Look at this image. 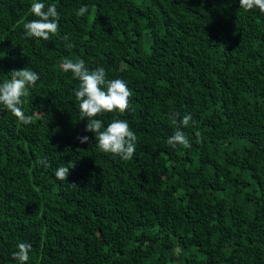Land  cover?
<instances>
[{
	"label": "trees",
	"instance_id": "trees-1",
	"mask_svg": "<svg viewBox=\"0 0 264 264\" xmlns=\"http://www.w3.org/2000/svg\"><path fill=\"white\" fill-rule=\"evenodd\" d=\"M32 2L0 0V83L26 67L40 77L22 97L30 124L0 105V264H19L20 242L26 264H264V13L239 0H42L60 15L45 41L24 37ZM65 59L127 84L130 108L96 119L128 122L131 160L96 148ZM173 112L192 116L190 147L167 144Z\"/></svg>",
	"mask_w": 264,
	"mask_h": 264
},
{
	"label": "clouds",
	"instance_id": "clouds-1",
	"mask_svg": "<svg viewBox=\"0 0 264 264\" xmlns=\"http://www.w3.org/2000/svg\"><path fill=\"white\" fill-rule=\"evenodd\" d=\"M240 8L245 11L258 9L264 13V0H239ZM30 13L36 19L27 21L23 24L24 37L40 38L45 41L53 36L59 35L60 15L55 3L45 4L42 0H33ZM88 12L87 6H82L76 10L75 15L82 17ZM67 41L68 37H64ZM67 48L73 47L66 43ZM62 70L71 72L74 79L79 81V86L74 89V97L78 102L80 120H87L86 132L94 133L96 148L102 153H110L124 161L132 159L138 137L130 128L126 120L113 119L107 126L100 119H96L108 112L124 113L130 108L131 92L127 84L122 79H107L104 68L89 70L83 59L76 60L65 59L62 64ZM10 79L0 83V105L11 113L21 124L28 125L33 117L26 115L23 110L24 100L22 97L27 95L30 87H35L39 80V74L29 68L14 70L9 73ZM170 122L176 126L173 135L167 139V144L172 148L177 145L190 147L189 139L181 130L187 127L192 121L191 115H184L182 118L179 113L169 115ZM80 143H87L88 136L78 137ZM44 163V161H38ZM75 164L69 162L66 166H59L54 176L57 180L66 181L69 170ZM17 251L13 252V259L19 261V264H26L29 260L31 244L20 242L16 245Z\"/></svg>",
	"mask_w": 264,
	"mask_h": 264
}]
</instances>
